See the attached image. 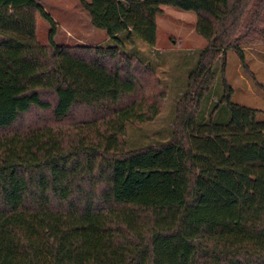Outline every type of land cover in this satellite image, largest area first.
<instances>
[{
	"label": "trees",
	"instance_id": "obj_1",
	"mask_svg": "<svg viewBox=\"0 0 264 264\" xmlns=\"http://www.w3.org/2000/svg\"><path fill=\"white\" fill-rule=\"evenodd\" d=\"M80 3L111 43L59 45L39 0H0V264H264L261 111L231 100L224 61L203 107L218 58L245 66L242 46L264 42V0ZM163 5L194 12L206 46L171 137L126 149L127 123L158 103L130 98L152 69L124 46L155 44Z\"/></svg>",
	"mask_w": 264,
	"mask_h": 264
},
{
	"label": "rangeland",
	"instance_id": "obj_2",
	"mask_svg": "<svg viewBox=\"0 0 264 264\" xmlns=\"http://www.w3.org/2000/svg\"><path fill=\"white\" fill-rule=\"evenodd\" d=\"M55 20L57 27L54 41L59 45H105L111 43L105 32L91 25L89 15L82 8L80 0H39ZM156 15V42L149 46L135 38L133 46L126 43L127 52H137L144 65H150L152 74L143 78L144 87L139 94L130 98L155 99L158 114L147 122L127 123L124 134L125 148L156 145L167 141L176 128V114L184 104L187 87V73L197 60V51L206 46V40L195 30L196 14L174 6L163 5ZM260 29L264 23L257 24ZM50 26L41 16H36V36L40 44L48 41ZM256 37V36H255ZM261 36L249 43L264 50ZM224 76L232 87L233 102L259 109L257 119H264V63L255 59L245 60L241 65L238 55L227 49L224 58L215 64V81L211 94L203 101L204 112L209 114L220 92L218 75L222 63ZM257 76V77H256ZM243 77H245L243 79ZM259 85H257L258 83ZM247 83V84H246ZM251 87L250 88V84ZM96 114L90 109L78 108L76 114Z\"/></svg>",
	"mask_w": 264,
	"mask_h": 264
},
{
	"label": "crops",
	"instance_id": "obj_3",
	"mask_svg": "<svg viewBox=\"0 0 264 264\" xmlns=\"http://www.w3.org/2000/svg\"><path fill=\"white\" fill-rule=\"evenodd\" d=\"M251 45H253V44H250V45L247 44V45L242 46V50H243V54H244V60L248 61L249 59H255V60L259 61V63H262V62L264 63V50L262 48H257L255 46H251ZM244 78L245 77H243V79ZM261 81H264V80H261ZM250 88H252L251 84H250Z\"/></svg>",
	"mask_w": 264,
	"mask_h": 264
}]
</instances>
